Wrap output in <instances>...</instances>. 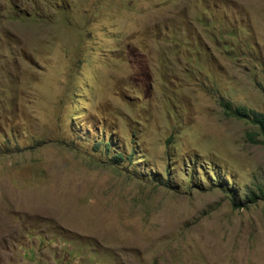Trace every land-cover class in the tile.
<instances>
[{
	"label": "rangeland",
	"instance_id": "1",
	"mask_svg": "<svg viewBox=\"0 0 264 264\" xmlns=\"http://www.w3.org/2000/svg\"><path fill=\"white\" fill-rule=\"evenodd\" d=\"M221 100L264 116V0H0V264H264Z\"/></svg>",
	"mask_w": 264,
	"mask_h": 264
},
{
	"label": "trees",
	"instance_id": "2",
	"mask_svg": "<svg viewBox=\"0 0 264 264\" xmlns=\"http://www.w3.org/2000/svg\"><path fill=\"white\" fill-rule=\"evenodd\" d=\"M220 106L222 108L223 114L228 118H234L237 120H244L255 126L258 130V135L256 134H248L247 139L251 143H257L259 142L257 140V137L262 138V143L264 144V116L256 111L249 110L245 107H234L230 102L222 101L220 102ZM105 149L106 152L110 149L109 143H98L95 146V150L99 149V147H102ZM122 160L121 154H116L111 158V161L113 163H117ZM253 199H255V195L253 194Z\"/></svg>",
	"mask_w": 264,
	"mask_h": 264
}]
</instances>
